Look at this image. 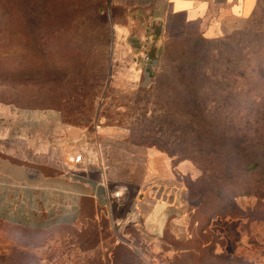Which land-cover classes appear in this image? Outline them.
<instances>
[{"label": "rangeland", "instance_id": "rangeland-1", "mask_svg": "<svg viewBox=\"0 0 264 264\" xmlns=\"http://www.w3.org/2000/svg\"><path fill=\"white\" fill-rule=\"evenodd\" d=\"M12 3L0 25V111L54 109L68 124L112 127L121 137L115 161L123 144L160 152L197 146L188 105L174 81L161 79L162 70L216 56L219 39L264 22L258 0L252 16L216 39L199 33L164 39L163 24L149 20L152 8L123 0ZM27 9L41 13L30 17ZM144 55L157 60L151 74ZM198 124L192 120V128ZM162 153L173 163L182 157ZM181 161L192 169L178 172L172 221L185 224L184 237L148 251L128 246L109 215L94 209L73 225L45 231L0 220V264H264V197L255 193L264 173L225 181Z\"/></svg>", "mask_w": 264, "mask_h": 264}, {"label": "crops", "instance_id": "crops-1", "mask_svg": "<svg viewBox=\"0 0 264 264\" xmlns=\"http://www.w3.org/2000/svg\"><path fill=\"white\" fill-rule=\"evenodd\" d=\"M123 3L152 8L150 22L163 24L160 36L172 39L192 33L220 37L251 14L256 0ZM116 31L120 38L125 34ZM153 65L150 59L147 67ZM120 139L112 127L68 124L54 109L0 111V220L45 231L73 225L94 209L109 215L128 246L148 251L165 246L166 238L184 237L186 226L172 221V209L178 172L188 173L191 164L172 166L156 148L124 144L115 161L114 143ZM78 154L82 158L75 163L71 159Z\"/></svg>", "mask_w": 264, "mask_h": 264}, {"label": "trees", "instance_id": "trees-1", "mask_svg": "<svg viewBox=\"0 0 264 264\" xmlns=\"http://www.w3.org/2000/svg\"><path fill=\"white\" fill-rule=\"evenodd\" d=\"M257 5L258 0L249 16ZM12 6V0H0V25L10 16ZM28 12L30 17L41 13ZM219 41L222 48L216 56L162 70L161 79L174 81L177 95L188 105V128L198 145L177 151L160 149L170 157L182 155L174 163L171 160L172 166L187 158L203 173L235 181L258 171L264 173V22L252 31L230 34ZM152 60L155 65L156 58ZM146 70L148 74L153 71ZM192 120L200 124L192 128ZM255 193L264 197V183Z\"/></svg>", "mask_w": 264, "mask_h": 264}, {"label": "built area", "instance_id": "built-area-1", "mask_svg": "<svg viewBox=\"0 0 264 264\" xmlns=\"http://www.w3.org/2000/svg\"><path fill=\"white\" fill-rule=\"evenodd\" d=\"M142 61L144 64H148L150 62L149 56L148 55L142 56ZM81 158H82L81 154H78V155L74 156L71 160L75 163H78L81 161ZM115 194L117 195V192Z\"/></svg>", "mask_w": 264, "mask_h": 264}]
</instances>
